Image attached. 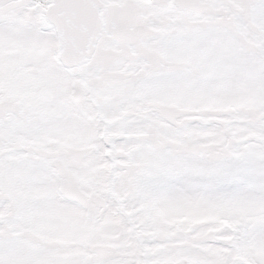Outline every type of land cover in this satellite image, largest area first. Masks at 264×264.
Returning <instances> with one entry per match:
<instances>
[{"label":"snow or ice","instance_id":"6c2138e0","mask_svg":"<svg viewBox=\"0 0 264 264\" xmlns=\"http://www.w3.org/2000/svg\"><path fill=\"white\" fill-rule=\"evenodd\" d=\"M0 264H264V0H0Z\"/></svg>","mask_w":264,"mask_h":264}]
</instances>
